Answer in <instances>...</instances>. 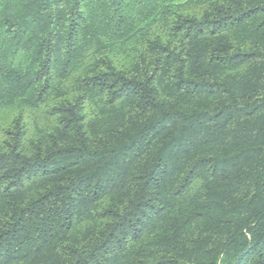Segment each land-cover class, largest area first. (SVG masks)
Returning a JSON list of instances; mask_svg holds the SVG:
<instances>
[{
	"label": "trees",
	"instance_id": "1",
	"mask_svg": "<svg viewBox=\"0 0 264 264\" xmlns=\"http://www.w3.org/2000/svg\"><path fill=\"white\" fill-rule=\"evenodd\" d=\"M0 264H264V0H0Z\"/></svg>",
	"mask_w": 264,
	"mask_h": 264
}]
</instances>
